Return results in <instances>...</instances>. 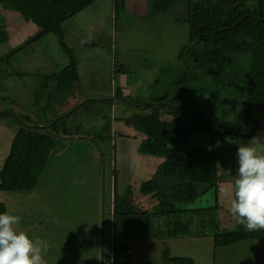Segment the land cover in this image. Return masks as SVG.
Instances as JSON below:
<instances>
[{"label":"rangeland","instance_id":"obj_1","mask_svg":"<svg viewBox=\"0 0 264 264\" xmlns=\"http://www.w3.org/2000/svg\"><path fill=\"white\" fill-rule=\"evenodd\" d=\"M188 6L189 0H177L163 13L153 12L149 17L140 18L127 17L129 4L125 6L120 2L116 11L114 0H98L89 5V9L86 7L82 15H77L86 17L89 22L79 21L82 17H71L66 29L63 24L65 44L72 48L74 61L53 32L37 43L16 50L8 38L22 32L20 29L24 25L13 18L5 27L0 18V33L5 34L0 42V112H6L0 116V169L20 127L18 116L29 117L31 121L26 124L46 125L58 112L67 114L82 104L73 115L66 116L67 122L73 124V131L58 138L36 188L0 191V202L6 205L7 212L21 217L18 228L32 238L48 241L50 247L44 260L50 264H89L91 258L99 259L103 242L109 258L114 176L121 194L132 187L137 192L136 197L141 195L142 182L163 162L157 157L146 160L145 155L138 153V143L146 136L128 119L139 110L145 114L152 111L141 110L143 105L137 107L135 104L159 103L158 98L171 92L175 95L184 86L175 90L178 75L184 69L183 58L186 59L190 47ZM74 33L88 40V46L72 45ZM22 42H18L21 44L17 47L25 41ZM233 56L235 61L227 78L204 76L199 72L197 79L187 87L184 95L190 109L198 114V120L171 114L162 106L158 109L161 119L194 125L191 140L186 144L170 145L171 149L185 151L203 147L217 157L221 178L219 190L216 192L212 188L185 205L190 215L184 216L190 217L194 222L192 229L198 232L204 231L202 220H207L210 228L211 224L217 227L225 221L222 228L226 231L237 229L236 219L230 212L231 192H221L220 188H229L235 178L238 146L250 143L256 136L255 146L264 144V129L251 136V133L247 136L235 133H241L245 125L244 80L250 66V53ZM72 61L79 74L73 86L53 94L51 90L55 89L56 81L50 79L48 87H42L47 75L62 71ZM122 72L128 86L119 96L115 94V87L120 85ZM235 72L236 77L232 74ZM126 97L132 104L120 99ZM108 99L112 100L102 102ZM87 102L92 104L86 105ZM206 185H199V191ZM137 197L134 199L139 208L155 203L151 197ZM216 201L220 205L218 209L214 207ZM205 231L207 235L198 240L190 237L191 243L188 239V244L176 242L169 244L167 249L173 256L192 257L194 264H208L214 260V264H257L251 260L257 259L254 249L251 256L244 255L245 258L241 247L232 251L231 246L239 243L220 248L215 255L213 236L208 229ZM134 247L137 256L148 264L149 259L143 254L144 250L148 251L147 243L135 240ZM263 249L264 245L257 248ZM160 262L166 264L163 260Z\"/></svg>","mask_w":264,"mask_h":264},{"label":"trees","instance_id":"obj_2","mask_svg":"<svg viewBox=\"0 0 264 264\" xmlns=\"http://www.w3.org/2000/svg\"><path fill=\"white\" fill-rule=\"evenodd\" d=\"M95 1L0 0L5 7L19 12L26 21L33 22L39 28L33 37L17 49L31 45L53 32L60 38L61 44L73 61L74 52L65 44L63 23ZM120 2L124 4V0H115L117 11ZM176 2L177 0H155L153 12L163 13ZM188 10L190 47H187L186 59L183 58L184 69L178 75L175 90L184 86L175 95L174 92L167 93L156 100L168 101L170 105L179 108L142 103L141 110L152 111L147 114L135 113L128 119L146 136L137 148L138 153L147 158L157 157L163 160L156 171L140 185L141 195H136L151 197L155 203L148 208L143 206L139 208L134 199L137 192L132 187L121 194L114 171V191L110 206L112 247L110 257L105 256L104 264H134L131 253L132 241L199 238L207 235L205 229L213 236L214 254L218 248H226L245 240H264V230L249 232L237 224V229L226 231V228H222L226 224L225 221L223 224L219 223L217 227L211 224L210 228L207 220H202L204 231L192 229L194 222L190 217L184 216L190 215V209L185 205L194 202L200 194L212 188L216 192L219 190L221 178L217 157L203 147L185 151L171 149L170 145L186 144L191 140L194 125L161 119L158 114L159 106H162L171 114L198 120V114L194 109H190L184 95L187 87L197 79L196 74L201 72L204 76L227 78L229 68L235 61L233 55L250 53V66L244 80V91L247 96L245 125L240 130L241 133H235L240 136L251 133V136L264 129V0H189ZM197 38L198 42L192 45ZM232 74L234 77L237 75L236 72ZM45 78L42 85L45 88L48 87L50 79L56 81L55 89L51 90V93L55 94L73 86L79 74L73 62L62 71L47 75ZM115 92L119 96L122 95L120 87H115ZM89 104L92 103H86ZM4 113L6 112H0V116ZM65 114L60 111L48 121L46 125L52 124L48 130L28 127L25 123H29L31 119L26 115L18 116L21 121L20 127L13 136L11 148L0 169V191H32L36 188L58 143V138L73 131L72 124L67 122L68 117ZM57 118L59 119L55 121ZM199 124L203 126L202 122ZM201 184L207 185L205 189L199 191L198 186ZM214 207L218 209L219 202ZM5 211L6 205L0 202V212ZM222 230L223 232H219ZM168 262L194 264V259L177 256L169 258Z\"/></svg>","mask_w":264,"mask_h":264},{"label":"clouds","instance_id":"obj_3","mask_svg":"<svg viewBox=\"0 0 264 264\" xmlns=\"http://www.w3.org/2000/svg\"><path fill=\"white\" fill-rule=\"evenodd\" d=\"M257 139L238 146L235 178L229 188H220L231 192L230 212L249 232L264 230V144L255 146ZM20 221V216L0 212V264H46L48 241L18 229Z\"/></svg>","mask_w":264,"mask_h":264},{"label":"crops","instance_id":"obj_4","mask_svg":"<svg viewBox=\"0 0 264 264\" xmlns=\"http://www.w3.org/2000/svg\"><path fill=\"white\" fill-rule=\"evenodd\" d=\"M96 1H98V0H96ZM154 3H155V0H124V5L125 6H126V4H129L130 5L129 10L126 12L127 17H135V16L136 17H140V18L141 17H149L150 14L153 13ZM151 6H152V11L150 10V7ZM87 8H88V6H87ZM86 9H83V11H80V12L76 13L72 17H82V16H77V15H82V13H84V12L87 11ZM115 10H116V7H115ZM14 12H16V11H13V10L8 9L7 7H5L0 2V18L4 21V26L5 27H6V23H8L10 25L11 19H13V18H15L16 20H18L19 22H21L22 25H24L23 28L20 29L22 32H18L17 35L12 36L13 38H8L9 41H11L14 44V48L17 49L18 48L17 46L20 45L21 43H23L22 40L26 42L28 39H30L31 37H33L39 31V28L33 22L26 21L19 12H16V14ZM18 13L21 16H19ZM70 19H71V17H70ZM70 19H69V21H70ZM67 20L63 23L65 25V27H64L65 29L67 27V24L66 23H68ZM79 21H83V22L84 21L85 22L88 21L89 22V20H87L86 17L79 18ZM92 28H93V26H92ZM92 28L89 27L90 30ZM93 33L94 32H92L91 34H93ZM4 35H5L4 33H0V42H2V40L5 38ZM42 38H40V39H42ZM71 38H72L71 39L72 45H74V44L77 43V44H79L80 47H87L88 46V43H87L88 40H85L78 33L72 34ZM18 42H21V43L18 44ZM35 43H37V41ZM73 47H75V46H73ZM122 74L123 75L121 76V82H120V85H119V87H121V91L123 90V88H126L128 86L127 85L128 80H127L126 76H124L125 73L122 72ZM111 95H112V92H111ZM69 102H71V101H69ZM59 109H60V107H59ZM149 158L150 157L146 158V156H145V159L146 160H149ZM17 227H18V225H17ZM193 239L198 240L197 237H194ZM137 241H144L145 243H147V246L149 247V248H147L148 251H146V250L143 251V254H144L145 259H149L148 260L149 261L148 264H161L160 260L165 261L166 264H171V263L168 262V259L171 258V257H177V255L176 256H173L172 253L167 249L168 246H169V244L176 243V242L187 243V244L189 243L188 242V239H186L185 237H183V238H176V239H173V240H166V239L165 240H155V239H153V240H146V239H139ZM247 241L248 242H245V243L244 242H240L237 245L231 246V248L233 249L232 251H236V249H238V247H241V249H243V251H244V254L242 253L243 256L245 255V256L249 257V256H251L252 250L254 249V251L256 252L257 259L256 258H252L251 260L254 261L257 264H264V249L263 250H257V248L260 245H264V240H254V239H250V240H247ZM252 241H254V242L252 243ZM191 242L192 241L190 240V243ZM131 245H132V247H131V253H132V256H133L134 264H146L145 262H143L137 256V253H135L133 251L136 248V247H134V241H132ZM218 249H220V248H218ZM99 253H100L99 254V259L94 260V258H91L89 264H104V259H105V256H106L105 243L104 242L102 243V245H100ZM215 255H216V253H215ZM245 256H244V258H245ZM182 257H186V256H182ZM45 262H46V264H50V262L47 259H46ZM86 262H88L87 259H86ZM211 263L214 264L215 261H212V262L209 261L208 262V264H211Z\"/></svg>","mask_w":264,"mask_h":264},{"label":"water","instance_id":"obj_5","mask_svg":"<svg viewBox=\"0 0 264 264\" xmlns=\"http://www.w3.org/2000/svg\"><path fill=\"white\" fill-rule=\"evenodd\" d=\"M199 40V38L196 39V41L192 44L194 45L195 43H197ZM189 81H191V72H189ZM122 101H125V102H129L130 104H132L127 98H120ZM112 99H108V100H102V102H108V101H111ZM88 101H92V100H88ZM97 101H100L101 100H97ZM146 105H158V104H161V105H169L171 108H179V106H176V105H170L168 103V101H164V102H159V103H156V102H147L145 103ZM143 104H140V105H136L137 107H141ZM82 104H79L77 105L73 110H70L67 114H65L66 116H70L71 114H73L79 107H81ZM59 118H57L55 121H57ZM26 126H29V127H33V128H37V129H44V130H48L52 124L50 125H40V124H34V125H31V124H26Z\"/></svg>","mask_w":264,"mask_h":264},{"label":"flooded vegetation","instance_id":"obj_6","mask_svg":"<svg viewBox=\"0 0 264 264\" xmlns=\"http://www.w3.org/2000/svg\"><path fill=\"white\" fill-rule=\"evenodd\" d=\"M126 98H127V97H126ZM138 105H139V104H138ZM139 112H140V110L138 111V113H139ZM144 139H145V138H144ZM144 139H143V140H144ZM141 142H142V141H141ZM141 142L138 143V146L141 144Z\"/></svg>","mask_w":264,"mask_h":264}]
</instances>
